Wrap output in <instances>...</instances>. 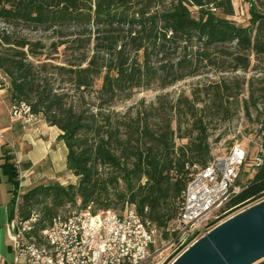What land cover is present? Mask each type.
<instances>
[{"label": "trees", "instance_id": "obj_1", "mask_svg": "<svg viewBox=\"0 0 264 264\" xmlns=\"http://www.w3.org/2000/svg\"><path fill=\"white\" fill-rule=\"evenodd\" d=\"M247 1L248 24L242 25L230 18L231 0H0V86L6 84L10 107L24 102L59 129L66 169L76 178L67 184L50 179L22 193L20 215L41 213L34 233L79 200L94 211L133 204L166 237L191 167L214 157L208 124L242 108L252 135L264 120V77L256 87L247 80V98L239 97L244 81L237 77L210 81L203 105L181 95L170 105L171 115L153 123L157 107L128 115L113 106L136 89L164 88L212 64L220 71L247 70L251 55L264 56V10ZM20 29L65 37L49 45L56 51L63 45L75 57L62 64L39 61L46 43ZM55 77L69 87L55 86ZM174 114L186 119L183 129L180 121L172 127ZM176 131L187 141L176 145ZM2 158L0 174L16 194L17 167L11 156ZM261 196L264 164L224 208Z\"/></svg>", "mask_w": 264, "mask_h": 264}, {"label": "built area", "instance_id": "obj_2", "mask_svg": "<svg viewBox=\"0 0 264 264\" xmlns=\"http://www.w3.org/2000/svg\"><path fill=\"white\" fill-rule=\"evenodd\" d=\"M10 117L27 123L35 115L29 105L20 102L11 105ZM249 142L248 149L235 143L228 153L213 157L205 166L191 167L177 214L163 239L161 230L133 204L126 203L119 211H94L91 204L82 207L79 200L73 206L66 204L34 233L41 213L32 211L27 218L20 215V179L25 171L16 158L19 186L12 195L8 220L13 255L7 264H171L218 224L264 200L261 196L249 205L250 201L224 208L246 185L241 184L243 172L264 164V120Z\"/></svg>", "mask_w": 264, "mask_h": 264}, {"label": "rangeland", "instance_id": "obj_3", "mask_svg": "<svg viewBox=\"0 0 264 264\" xmlns=\"http://www.w3.org/2000/svg\"><path fill=\"white\" fill-rule=\"evenodd\" d=\"M234 13L230 16L236 23H240L242 25L248 24L249 19V2L247 0H231ZM258 5L259 9L264 10V0H254ZM194 12V11H193ZM195 14V13H194ZM2 27V24H0ZM22 36H26L30 40L41 39L46 43V47L43 49V53L36 57L39 61H47L52 64H62L68 59H73L75 57L71 54L70 49H64V46L61 45L57 48V51L54 50L49 44L53 40L65 39V37L60 36H49L48 33L42 31H29L26 29L18 30ZM250 66L247 70H236V71H220L216 69L215 65L206 66L201 69V71L192 77L185 78L183 80L177 81L174 84L168 85L164 88L159 87L154 84L149 88L136 89L130 97L119 100L115 103L113 108L120 112H127L128 115H133L136 110H150L152 107H157L158 111L155 116H150L149 120L151 123L155 121V117L159 120L161 116H166L167 114L170 116L171 112H169L170 105L174 104L176 99L179 96H184L189 99H193L197 101V106L200 107L203 103L208 101L207 94H205L204 86L208 85L210 81H216L220 77H237L240 80L244 81L241 85V94L240 98L248 97V89L249 85L247 83L248 79H252L253 86L256 87L258 85L257 79L264 77V56H250ZM59 78L55 77V80H52L55 86H60L66 89L69 87L58 80ZM99 81L96 83L97 87ZM89 98V96H88ZM0 100H3L4 104L10 106L9 98L6 92V84L0 86ZM183 101V100H182ZM182 107V105H180ZM253 115L255 114L252 112ZM172 120V127L175 128V123L177 121L181 122V129L186 126V119L183 116H179L178 114H174ZM249 120L246 118L244 111L240 108L229 120H221V119H213L208 124L209 127V144L211 148L212 156L224 155L226 151H228L229 147L232 144L238 143L243 148L248 149L250 147L249 136H248V127ZM183 131V130H181ZM180 131V132H181ZM176 131L175 143L176 145L179 143H184L187 141V138H179L177 135L180 133ZM14 145V144H13ZM15 146V145H14ZM16 148V147H14ZM47 163H41L38 166L33 168V171L25 172L28 178H32L33 176L38 179L35 182H32V186L46 182L50 179L58 180L62 184H67L69 182H75L76 178L69 171H62L59 173H52V170H48ZM246 172H243L241 176V184H246L252 178V175L247 176ZM50 175H54L53 178H50ZM20 193L18 199V208H20V203L22 201ZM255 201H250L246 205L252 204ZM244 205V206H246ZM41 205L37 206V209L40 210ZM243 207V206H242ZM120 205L116 206V211H119ZM241 208V207H240ZM163 239V236H162ZM261 261H264V258L258 260L254 264H258Z\"/></svg>", "mask_w": 264, "mask_h": 264}, {"label": "crops", "instance_id": "obj_4", "mask_svg": "<svg viewBox=\"0 0 264 264\" xmlns=\"http://www.w3.org/2000/svg\"><path fill=\"white\" fill-rule=\"evenodd\" d=\"M59 129L49 125L42 117L35 118L27 123L10 117V106L0 100V164L4 161V155L11 156V161L21 160V167L25 172L33 171V168L41 163H47L48 170L52 173L68 171L66 169V147L64 141L58 138ZM14 144L16 148H12ZM255 168L250 167L246 175L256 173ZM24 172L21 181V192L32 186L38 178L31 179ZM72 174V173H71ZM73 175V174H72ZM74 176V175H73ZM53 178L54 175H50ZM242 181V180H241ZM11 184L4 174H0V264H7L12 259L11 237L8 229V220L11 209ZM258 264H264L261 261Z\"/></svg>", "mask_w": 264, "mask_h": 264}, {"label": "water", "instance_id": "obj_5", "mask_svg": "<svg viewBox=\"0 0 264 264\" xmlns=\"http://www.w3.org/2000/svg\"><path fill=\"white\" fill-rule=\"evenodd\" d=\"M264 258V200L224 220L171 264H254Z\"/></svg>", "mask_w": 264, "mask_h": 264}]
</instances>
